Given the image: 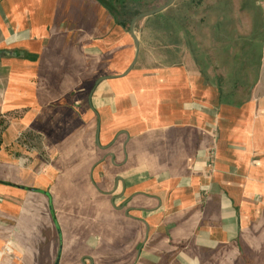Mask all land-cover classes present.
Listing matches in <instances>:
<instances>
[{"label":"crops","instance_id":"crops-1","mask_svg":"<svg viewBox=\"0 0 264 264\" xmlns=\"http://www.w3.org/2000/svg\"><path fill=\"white\" fill-rule=\"evenodd\" d=\"M244 8L258 76L225 105L184 65L120 78L135 47L98 0H0V264H264V0Z\"/></svg>","mask_w":264,"mask_h":264},{"label":"trees","instance_id":"trees-1","mask_svg":"<svg viewBox=\"0 0 264 264\" xmlns=\"http://www.w3.org/2000/svg\"><path fill=\"white\" fill-rule=\"evenodd\" d=\"M98 1L110 12L116 25L125 29L133 17L165 0ZM245 1L176 0L166 10L170 13L165 14V11L144 19L152 21V25L159 21L156 30L163 37V44L186 46L188 49L183 53L189 52L193 59H198L196 65L201 72L204 67L213 70L214 86L224 97L225 105L239 104L247 98L258 76L255 65L258 59L248 52L246 45L252 29L250 16L244 8ZM229 40L232 46L227 50ZM174 65L183 64L177 62ZM4 117L0 116V149Z\"/></svg>","mask_w":264,"mask_h":264},{"label":"rangeland","instance_id":"rangeland-1","mask_svg":"<svg viewBox=\"0 0 264 264\" xmlns=\"http://www.w3.org/2000/svg\"><path fill=\"white\" fill-rule=\"evenodd\" d=\"M167 1L168 0H165L163 3H160V5L156 6L155 8L164 5ZM155 8H152V9H155ZM152 9L150 8L149 10H152ZM146 11H148V10H146ZM171 12H173V11H171ZM168 13H170V12L166 11L165 14H168ZM157 22H159V21L158 20L155 21L154 25H152V23H153L152 21H144V19H143V20L139 21L135 25V27L133 28V32H134L136 38L139 40V43H140V56H141L140 60H141V64H140L139 67H148V68L152 67V68H155V67H159V66L161 67V66H165V65H172V64H175V63L179 62L180 64H183L186 67L187 70L185 69V71H187L188 75L190 74V77H191L190 81L192 82V85L194 87H195V85L198 86L200 84V82L201 83L208 82L207 85L208 86L209 85L213 86V88L215 90V86H214L215 85L214 84V79L215 78L213 76V70L211 68L204 67V70H202V72H201L199 70V68L197 67V65H196L198 59H196V58L193 59L192 54H190L189 52H186V53L184 52L183 53V50L188 49L186 46L176 47L174 45H167L166 46L165 44H163L164 39L161 36L160 32H158L156 30V26L158 25ZM127 28H128V25H127V27L125 29L127 30ZM170 44H172V43H170ZM231 46L232 45H231V42L229 40L228 44L226 46V49L227 50L230 49ZM142 53H143V55H142ZM130 57H131V55L126 57L125 60L123 59L124 61H126L125 63H127V61H128V63H127L128 65L132 61V59H131L132 57L131 58ZM204 75L206 77H204ZM173 76L176 79H179L180 72L179 71L178 72L175 71ZM3 120H5V124H4L5 128H3L2 135H3V133H5V136H7L6 135L7 134V132H6L7 125L6 124L8 123L7 122L8 119L5 116L3 118ZM0 130H1V128H0ZM6 168H7L6 162L0 163V174L1 173L2 174H6L7 173V169H8V168L7 169ZM0 178H1V175H0ZM0 195H1L0 196V201L2 202L4 200V197H3L2 193ZM20 224H22V218L20 220ZM18 234L21 236L22 232L21 231H17V229H16V235H18ZM15 237L18 238V239L20 238V237H17V236H15ZM36 241H38V240H36ZM31 243L33 244V240H31ZM6 251H8V254H10V250H8L7 246L3 248V253H5Z\"/></svg>","mask_w":264,"mask_h":264},{"label":"water","instance_id":"water-1","mask_svg":"<svg viewBox=\"0 0 264 264\" xmlns=\"http://www.w3.org/2000/svg\"><path fill=\"white\" fill-rule=\"evenodd\" d=\"M175 0H168L164 5L160 6V7H157L155 9H152V10H148V11H145V12H142L138 15H136L135 17L132 18V20L129 22L128 24V28L126 30L128 36L131 38L133 44H134V47H135V56H134V59H133V62L132 64L130 65L129 69L125 72V74H123L122 77L120 78H123L127 75H129L133 70L134 68L136 67L137 65V62L139 60V57H140V43H139V40L136 38L134 32H133V28L134 26L141 20L143 19H146V18H149V17H152L154 15H157V14H160L162 12H164L165 10H167L169 7H171L173 4H174ZM103 80H106L107 78H102ZM48 199H49V210L51 212V215H52V206H51V203H50V198H49V195L48 194H45ZM53 217V216H52ZM54 219V218H53ZM54 221V225H55V229H56V232H57V236L61 242V233H60V230L58 228V225L56 224L55 220ZM59 257H60V248L57 252V258H56V261H55V264H58V261H59Z\"/></svg>","mask_w":264,"mask_h":264},{"label":"built area","instance_id":"built-area-1","mask_svg":"<svg viewBox=\"0 0 264 264\" xmlns=\"http://www.w3.org/2000/svg\"><path fill=\"white\" fill-rule=\"evenodd\" d=\"M6 253L8 254V251H6Z\"/></svg>","mask_w":264,"mask_h":264}]
</instances>
